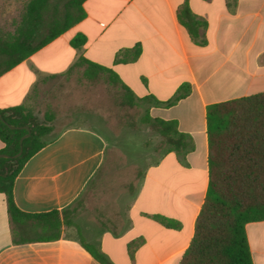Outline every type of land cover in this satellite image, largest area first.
I'll return each mask as SVG.
<instances>
[{
	"label": "crops",
	"instance_id": "crops-1",
	"mask_svg": "<svg viewBox=\"0 0 264 264\" xmlns=\"http://www.w3.org/2000/svg\"><path fill=\"white\" fill-rule=\"evenodd\" d=\"M83 7L80 22L0 76V110L26 104L36 88L86 58L114 70L138 98H149L151 117L177 121L189 146L167 148L107 226L24 224L15 233L0 192V264H103L86 245L110 264H180L209 184L207 108L264 93V0H86ZM191 19L203 24L195 37L186 24ZM78 35L86 43L74 48ZM77 70L83 77L84 69ZM109 149L108 136L92 127L64 129L16 177V206L69 215ZM154 215L179 226L168 228ZM246 233L253 263L264 264V221L247 223Z\"/></svg>",
	"mask_w": 264,
	"mask_h": 264
},
{
	"label": "trees",
	"instance_id": "trees-1",
	"mask_svg": "<svg viewBox=\"0 0 264 264\" xmlns=\"http://www.w3.org/2000/svg\"><path fill=\"white\" fill-rule=\"evenodd\" d=\"M86 0H27L19 21L11 31L0 32V76L45 47L85 17ZM192 36H197L199 21L187 22ZM84 35L71 45L80 48ZM83 68V78L105 81L123 91L122 103L134 106L137 96L112 69L86 58L78 59L68 74ZM182 90H184L182 88ZM180 93L177 101L184 96ZM141 101H149L142 98ZM0 192L7 198L14 232L24 224L44 230L74 226L68 210L29 214L18 209L13 198L14 182L25 163L50 140L51 127L40 123L30 109L18 105L0 110ZM150 124L170 149L182 152L189 143L178 131L177 121L147 115ZM10 125L15 126L11 128ZM28 127V129H26ZM209 184L206 198L196 221L195 234L180 264H254L246 233L249 222L264 221V93L209 105L207 108ZM153 218L168 228L178 227L173 219L162 215ZM50 237V236H49ZM86 248L103 264H110L96 249Z\"/></svg>",
	"mask_w": 264,
	"mask_h": 264
},
{
	"label": "rangeland",
	"instance_id": "rangeland-1",
	"mask_svg": "<svg viewBox=\"0 0 264 264\" xmlns=\"http://www.w3.org/2000/svg\"><path fill=\"white\" fill-rule=\"evenodd\" d=\"M27 0H0V32L11 31ZM123 91L105 81L90 82L74 70L36 88L25 104L37 120L51 127L47 138L71 126L92 127L109 138L107 158L84 193L71 206L69 220L107 226L122 213L127 199L149 166L169 148L160 134L144 122L148 102L122 103Z\"/></svg>",
	"mask_w": 264,
	"mask_h": 264
},
{
	"label": "water",
	"instance_id": "water-1",
	"mask_svg": "<svg viewBox=\"0 0 264 264\" xmlns=\"http://www.w3.org/2000/svg\"><path fill=\"white\" fill-rule=\"evenodd\" d=\"M0 119L3 120V118H2L1 115H0ZM10 127H11V128H15V126H12V125H10ZM26 129H28V127H26ZM27 135H29V134H27ZM27 135H26V136H27ZM26 136H23V137L21 138V141H20L21 146H20V150H19V152H18L17 154H15V155H13V156H8V155L0 154V157H6V158H17V157H19V156L22 154V152H23L22 142H23V140H24V138H25Z\"/></svg>",
	"mask_w": 264,
	"mask_h": 264
}]
</instances>
